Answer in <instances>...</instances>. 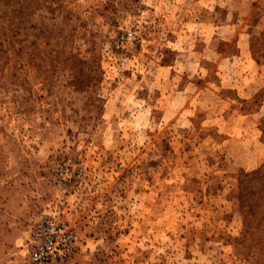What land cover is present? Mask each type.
Segmentation results:
<instances>
[{
    "label": "rangeland",
    "instance_id": "1",
    "mask_svg": "<svg viewBox=\"0 0 264 264\" xmlns=\"http://www.w3.org/2000/svg\"><path fill=\"white\" fill-rule=\"evenodd\" d=\"M264 264V0H0V264Z\"/></svg>",
    "mask_w": 264,
    "mask_h": 264
},
{
    "label": "built area",
    "instance_id": "2",
    "mask_svg": "<svg viewBox=\"0 0 264 264\" xmlns=\"http://www.w3.org/2000/svg\"><path fill=\"white\" fill-rule=\"evenodd\" d=\"M72 229L54 216H43L34 225L27 244L29 264H57L73 254Z\"/></svg>",
    "mask_w": 264,
    "mask_h": 264
}]
</instances>
